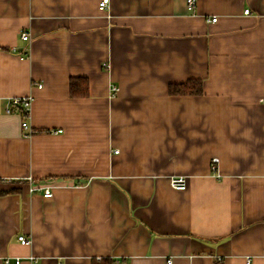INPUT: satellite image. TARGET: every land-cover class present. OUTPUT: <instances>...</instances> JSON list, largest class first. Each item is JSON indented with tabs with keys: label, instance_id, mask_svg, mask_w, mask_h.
<instances>
[{
	"label": "crops",
	"instance_id": "obj_1",
	"mask_svg": "<svg viewBox=\"0 0 264 264\" xmlns=\"http://www.w3.org/2000/svg\"><path fill=\"white\" fill-rule=\"evenodd\" d=\"M100 1L0 0V264H264V0Z\"/></svg>",
	"mask_w": 264,
	"mask_h": 264
},
{
	"label": "built area",
	"instance_id": "obj_2",
	"mask_svg": "<svg viewBox=\"0 0 264 264\" xmlns=\"http://www.w3.org/2000/svg\"><path fill=\"white\" fill-rule=\"evenodd\" d=\"M109 0H101L99 3V6L101 9H105L107 7V3ZM187 5L189 9H194L196 6V0H187ZM245 13H250L249 9L245 10ZM217 17H213L212 21H216ZM21 38L24 40L29 39V33L27 31H23L21 33ZM113 91L117 90L116 86H113ZM31 104H32V98L31 96H17L13 97L10 100V107L8 108V111H13V110H18L22 115H23V128L29 129V123L27 121V118L29 116L30 110H31ZM32 132V130H30ZM217 160H214V168H215V163ZM170 184L173 188L178 189V190H184L187 188V178L184 175H176L170 178ZM35 189V188H33ZM44 195L45 196H51L52 195V190L49 187L44 188ZM19 241L22 244H30L31 243V238L28 237L27 235L21 234L18 236ZM11 259L7 258L4 261V264H11ZM14 264H21V259L20 257H16ZM169 264H172V260L169 261Z\"/></svg>",
	"mask_w": 264,
	"mask_h": 264
},
{
	"label": "trees",
	"instance_id": "obj_3",
	"mask_svg": "<svg viewBox=\"0 0 264 264\" xmlns=\"http://www.w3.org/2000/svg\"><path fill=\"white\" fill-rule=\"evenodd\" d=\"M169 92L172 95L200 94L203 92V81L191 78L184 82L171 83ZM70 93L73 97H85L89 94L88 79L86 77H72L70 79ZM92 264H112L110 258L93 260Z\"/></svg>",
	"mask_w": 264,
	"mask_h": 264
}]
</instances>
